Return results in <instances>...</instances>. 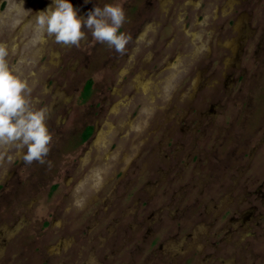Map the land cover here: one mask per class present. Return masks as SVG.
I'll use <instances>...</instances> for the list:
<instances>
[{
	"label": "rangeland",
	"instance_id": "1",
	"mask_svg": "<svg viewBox=\"0 0 264 264\" xmlns=\"http://www.w3.org/2000/svg\"><path fill=\"white\" fill-rule=\"evenodd\" d=\"M69 2L131 40L59 44L52 0H0L52 135L43 164L0 148V264H264V0Z\"/></svg>",
	"mask_w": 264,
	"mask_h": 264
},
{
	"label": "clouds",
	"instance_id": "2",
	"mask_svg": "<svg viewBox=\"0 0 264 264\" xmlns=\"http://www.w3.org/2000/svg\"><path fill=\"white\" fill-rule=\"evenodd\" d=\"M125 19V11L118 4L94 6L83 18L69 0H52L51 5L37 14L36 23L56 43L79 45L87 39L84 31L87 29L97 42L123 54L131 40L130 35L120 31ZM8 55L7 45L0 43V148H14L28 164L34 161L43 164L52 141L46 122L48 109L32 104V88L10 67ZM3 156L0 153V160Z\"/></svg>",
	"mask_w": 264,
	"mask_h": 264
},
{
	"label": "trees",
	"instance_id": "3",
	"mask_svg": "<svg viewBox=\"0 0 264 264\" xmlns=\"http://www.w3.org/2000/svg\"><path fill=\"white\" fill-rule=\"evenodd\" d=\"M91 132V128H88L83 134V139L86 140L90 136Z\"/></svg>",
	"mask_w": 264,
	"mask_h": 264
}]
</instances>
